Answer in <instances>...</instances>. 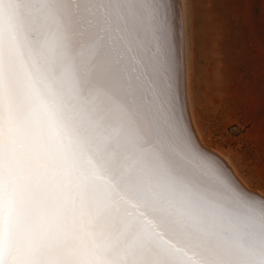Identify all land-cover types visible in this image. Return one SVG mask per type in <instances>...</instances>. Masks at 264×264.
Returning <instances> with one entry per match:
<instances>
[{"label": "bare ground", "instance_id": "6f19581e", "mask_svg": "<svg viewBox=\"0 0 264 264\" xmlns=\"http://www.w3.org/2000/svg\"><path fill=\"white\" fill-rule=\"evenodd\" d=\"M184 32L183 0H0V264H264V193L204 142Z\"/></svg>", "mask_w": 264, "mask_h": 264}, {"label": "rangeland", "instance_id": "374dc122", "mask_svg": "<svg viewBox=\"0 0 264 264\" xmlns=\"http://www.w3.org/2000/svg\"><path fill=\"white\" fill-rule=\"evenodd\" d=\"M183 17L191 105L204 142L227 156L252 192L264 193V0H183Z\"/></svg>", "mask_w": 264, "mask_h": 264}, {"label": "water", "instance_id": "95a60500", "mask_svg": "<svg viewBox=\"0 0 264 264\" xmlns=\"http://www.w3.org/2000/svg\"><path fill=\"white\" fill-rule=\"evenodd\" d=\"M83 18H84L85 26H86V28H88V31H89V24L87 22V19H86V17H84V15H83ZM68 35L70 36L69 40H72L71 39V33H68ZM186 172H188V171H186ZM216 190H218V189H216ZM222 195H224V194H222ZM224 196L227 197V195H224ZM199 199L203 200V199H206V198H203V197L199 196L195 200H193L191 207L188 209L189 213H191L192 211H196V210L199 211V204L197 202V200H199ZM228 199H234V198H230V196H229ZM250 211H252L251 214H253V210L251 209ZM210 212L212 213V216L217 221L218 220H224V221L228 222L230 225H234V226H237V227H239V225H240V227L242 226L241 223H239L238 221L235 220L234 215H232V213L225 206H221V205L213 206V208H212V210ZM194 217H198V213L194 214ZM201 219H203V221L207 222L208 224L217 225V221H215L212 217L211 218H207V219L205 218V220H204V217H202ZM222 235L225 236L227 239H230L231 241L234 242V240L232 238L235 235H233V236H227V235H224V234H222Z\"/></svg>", "mask_w": 264, "mask_h": 264}]
</instances>
